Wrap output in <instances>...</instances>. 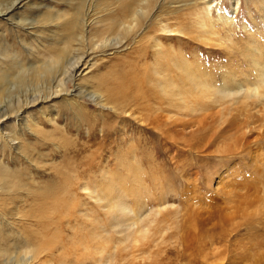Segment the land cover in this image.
Instances as JSON below:
<instances>
[{
    "label": "rangeland",
    "instance_id": "obj_1",
    "mask_svg": "<svg viewBox=\"0 0 264 264\" xmlns=\"http://www.w3.org/2000/svg\"><path fill=\"white\" fill-rule=\"evenodd\" d=\"M47 3L69 12L76 6L69 0ZM207 5L164 6L160 16L150 18L124 47L94 52V33L84 49L88 64L81 65L68 94L25 109L23 124H5L0 137H10L0 138L2 252L22 248L23 239L31 237L37 243L43 237L42 241L51 238L57 249L28 264H71L76 259L78 264H98L96 247L116 243L113 206L123 198L134 210L142 204L143 210H161L147 239L127 250L118 245L114 264H264V97L256 93L264 85V0H211ZM198 8L209 14L211 30L197 25ZM46 9L13 13L33 19L48 13ZM38 27L48 34L41 37L31 30L26 41L36 47L39 39L55 41L54 33ZM2 31L3 27L1 41L16 42L14 46L22 49L28 34L23 25L4 36ZM156 39L162 50L193 63L196 78L212 85L236 83L242 96L215 101L214 88L201 93L184 81L171 61L156 55ZM155 65L166 71L165 79L175 84L169 88L182 92L183 101L171 106L164 97L167 101L161 103L158 98L163 95L152 83ZM125 80L128 93L139 97L121 101V109L119 103H111L116 111L101 108L86 95L110 90L108 97ZM75 85L82 86L81 95L76 96ZM247 91L253 95L245 96ZM71 98L75 102H68ZM205 103L208 107L200 108ZM120 163L124 167H118ZM71 199L76 206L69 214ZM45 223L49 238L41 234ZM66 252L69 257L61 258Z\"/></svg>",
    "mask_w": 264,
    "mask_h": 264
},
{
    "label": "bare ground",
    "instance_id": "obj_2",
    "mask_svg": "<svg viewBox=\"0 0 264 264\" xmlns=\"http://www.w3.org/2000/svg\"><path fill=\"white\" fill-rule=\"evenodd\" d=\"M49 1L50 0H0V28L3 27V31L1 34H3L4 36L6 31L12 32L13 27L16 28L21 25L25 27V30L28 33V34H24L23 36V39H22L23 46L21 47L22 48L21 50L17 48L18 45L16 42L10 44L9 42L5 40L4 41L0 40V119L6 118L4 121L0 120V133L1 134L4 133L3 132L4 126L8 122L9 123L14 122L15 124L18 123L19 125L23 124L24 117H22V114L25 109L27 108L30 109L32 106H36L38 105V103H41V102L46 103V101L51 100L53 97H59L62 95H66V93L68 94L67 91H69L68 90L69 85L71 83L73 84L75 83V79L77 77L78 70L81 68V65L88 64V62L83 61L86 56V52L84 51V49H85L86 42L91 37V35H93L94 33H95V36L91 38L92 39L91 40L92 41L91 50L94 52L97 48H99L101 51H104L107 49H112L114 47L117 48L120 46H123V47L126 45L128 46V44H130L131 42V41L129 42V39L132 37V35L140 32L141 29L144 28V26L147 27L150 18L151 19H153L154 17L158 18V16H160V13L163 11L162 8L164 6L167 5L169 7H175V5H179L181 7H190L191 9L192 6L196 7L197 5L202 3L204 4L205 8H207L208 6L207 4L211 2V0H69L70 2L75 1V4H76L74 11L69 12L67 10L55 8L56 6H52L48 3L46 4V2H49ZM56 1L59 2L63 0H56ZM41 7L47 8L46 10L49 12L43 14L42 16L40 15V18H33V19L30 18L31 22L29 23H26V21L30 20L27 17L25 18L22 16L18 18L16 14L13 13L14 11L20 10V9H28V8L34 9V8H41ZM194 12L193 14L195 15ZM197 17L199 20L197 21V25L199 24L201 28L205 29L207 27L208 30H211L213 28L208 23V19H210L209 14L203 12L202 10H199L198 8L196 12V18ZM38 24L43 25V28L46 29V31H49V32L51 31L52 33H54V35L52 36V38H54L55 40L54 42L42 43L41 40L39 39L38 47H36L35 45L30 44L28 41H26L27 36L29 34L32 35L31 30H33L34 34L36 32L37 34L41 35V37L43 33L48 34L47 32H44V31L41 32L39 30L40 27H38ZM29 26L32 28H28ZM196 27L199 30L201 29L198 26ZM53 28H57L58 31L56 32L52 30ZM172 30L170 29V32H172ZM177 31L183 32L181 29ZM202 32L205 34V31H202ZM134 38L136 37L134 36ZM75 42L78 43L77 47H75ZM14 45H16L17 47H15ZM154 47H156L157 56L163 57L166 61H171L176 66V68H178L184 75V81L185 79H187L186 81L190 82V84L191 83L195 84L197 88L198 87L200 88L198 89L201 91V93L205 94L209 92L211 88H214L213 89L214 91H212L213 93L212 92L211 93L214 96L213 98L215 99V101H219V100L227 101L229 99H233L237 97L238 95L242 96L243 90L239 88L238 84L236 83L234 84L233 82H229V81H226V82L224 81L222 84L216 85L213 83L212 85L211 83H209L210 81L208 82V80L203 81L202 78H196L197 76L195 75L196 71L193 70V68H195L193 63L181 58L182 56L178 59V57L173 54L174 51H170V50L164 51V49L162 50V44L158 40L154 44ZM167 48L170 49V47H167ZM42 52H47V54L51 52L53 55L48 56L47 54H45L46 55L45 56L43 54L45 58H42L43 56L39 55V54H42ZM142 65H144V63ZM163 70H162V67H158L157 65H155V69H154L155 76L152 80V83H154V87L156 89L158 88V90L163 95L162 97L158 98L161 100V103L162 101H167L166 99H164V97H167L170 99L169 103L171 104V106L172 105L174 106L177 101L178 102L183 101V98L180 96L183 93L182 92H181L182 94L177 93L175 90H172L173 88L172 89L169 88L171 85H175V84L173 81L165 79L168 75H166L167 74L165 73L166 71L164 72ZM137 73H140V72L137 71ZM261 73L263 76L261 82L264 83V70L263 69L261 70ZM137 77H140V75ZM121 81L123 82V80ZM124 83L125 84L123 85L120 83V87L117 88L116 92H111L108 95V97H107V94L109 93L110 90H108L107 94L105 92L95 91V92H90V93L86 92V95L89 96L92 102H96L98 105H100L101 108L103 109L109 108L110 110H114L115 106H112V104L119 103V105H122L121 101H127L128 99L135 100V99H138L139 97L137 96L139 94L133 95V93H128L127 81L125 80ZM75 86H77V89L75 88L76 90L74 92H78L76 96L81 95V93L83 92L81 90L82 86H78V85H75ZM259 89L260 90H257L256 93L263 94L262 97H264V85L261 84V88ZM252 91H254V89H252ZM252 95L253 94L252 93L249 94L248 91L245 92V96L251 97ZM202 96L204 97V95ZM74 99L75 98L73 99L71 98L69 99V101L68 100L67 101L72 103V102H75ZM208 100H210V98ZM192 103L193 102H191L190 104ZM109 105H111V107ZM181 105H182V102H181ZM189 106H191L192 108L194 107L192 105H189ZM187 107H188V103H187ZM207 107L208 105L205 103V105H203L200 108L206 109ZM119 108L120 109L123 108V105L121 107L119 106ZM143 109H145V107ZM197 109H199V107ZM130 115H133V114H130ZM156 118L158 117H155L153 119H156ZM167 125L168 123L166 124V126ZM27 128L30 129L29 127ZM146 130H149V129L146 128ZM7 134L1 137L9 138L10 135L9 134L7 135ZM134 152L136 153V150H134ZM132 158H134V156ZM121 165L122 164L120 163V165H117V166L120 167ZM122 166L124 167V165ZM111 178L112 177H110V179ZM113 180L115 179H112V181ZM70 186H72V184ZM64 193H67V192H62L60 194H64ZM71 195H70V198H71ZM96 195L101 199L99 194H96ZM137 196H139L138 193H137ZM70 201L69 203H67L68 201L66 202L67 210L69 214L70 212H72V210H74V206H76L75 204H73L74 196H73V201L72 199ZM63 203H65L64 200H63ZM143 207L146 208V204L139 205L138 207L139 209L134 210L130 206V204H128L123 198H119L117 202L115 201V205L113 206V218L116 221L114 222L113 226H114V233L116 237V243L112 247L111 246L107 248L96 247L97 253L101 255L98 257L99 260L98 258H96V262L98 261V264L99 263L100 264H114V260L117 258V255L119 253V248H118L119 244H124L123 250L125 249L127 250V248H129L131 244H134V243L136 244L137 242L148 238L150 231L152 232V227H153L152 225L156 221L155 217H157L161 209L153 208L152 206V208L150 207V209L147 208L143 210ZM68 213L66 214L67 216L69 215ZM52 224L53 222H51V225ZM49 230H50L49 225H46L45 223L41 234L44 237L49 238L50 237ZM42 239L40 240L39 238L40 241L38 242L35 240L37 242L35 243L33 238L31 237L26 238V239H23L24 244L22 248L15 247L12 250L6 251V252H2V250H0V258H2V262H0V264H28V263L33 262L35 259L41 258V256L44 255L45 253L49 251H53L54 247L58 246L56 243L51 241V238H50V241L49 239L47 241H42ZM107 239L108 237H105V240ZM19 249H21V251H18ZM77 251H75L76 255L78 254ZM69 254H71V252ZM67 255L68 253L64 256H61V258H66ZM91 260H93L92 257H91ZM93 261H91V263ZM65 263L66 262H61L60 264H65ZM73 263L78 264V259H76V261H73L71 264Z\"/></svg>",
    "mask_w": 264,
    "mask_h": 264
}]
</instances>
